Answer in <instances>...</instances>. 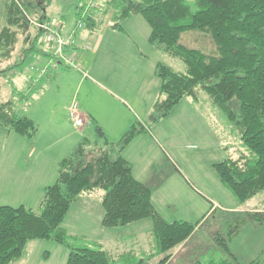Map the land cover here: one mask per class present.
<instances>
[{"label":"trees","instance_id":"trees-1","mask_svg":"<svg viewBox=\"0 0 264 264\" xmlns=\"http://www.w3.org/2000/svg\"><path fill=\"white\" fill-rule=\"evenodd\" d=\"M26 1L6 0L5 19L0 24V57H7L19 34L28 30L31 22ZM31 1L35 9L43 12L35 20L51 22L43 2ZM65 7L74 10L72 29L76 32L84 27L95 31L104 23L106 14L109 26L123 31L122 21L140 14L149 26V44L154 50L180 58L185 70H175L156 60L153 73L159 79V91L145 120L135 117L119 138H105L102 146H91L88 139L75 144L59 160L57 176L44 186L35 209L24 204H0V264H14L33 238H50L66 246L65 264H241L225 237L214 238L210 247L204 246L200 251L194 246L188 248L186 242L205 214L194 222L166 220L151 200L150 186L133 175L132 165L122 150L137 134L149 129L150 122L167 115L181 98L196 99L201 89L225 113L240 139L234 156L211 163L216 177L240 202L264 190V0H98L88 8L86 0H74ZM84 11L86 15H82ZM79 19L83 27L77 29ZM193 30L209 32L217 52L209 54L185 45L182 41L186 34L190 38L201 37ZM212 40L206 37L203 46L214 51ZM233 99L238 102L237 111ZM0 125L29 139L37 131L32 118L17 112L13 99L0 100ZM225 143L223 146L227 147L229 143ZM94 189L102 190V225L151 219L154 254H163L157 262H149L153 253H144L134 261L115 263L120 255L128 256L130 251L113 254L99 244L70 243L61 222L78 195ZM248 217L262 221L264 214L256 211ZM218 231L216 234L220 235L221 230ZM219 246L220 253L216 250ZM207 247L210 252L205 254ZM181 254L182 260L178 257ZM249 264H264V249Z\"/></svg>","mask_w":264,"mask_h":264},{"label":"rangeland","instance_id":"rangeland-1","mask_svg":"<svg viewBox=\"0 0 264 264\" xmlns=\"http://www.w3.org/2000/svg\"><path fill=\"white\" fill-rule=\"evenodd\" d=\"M39 1L43 2L51 22L62 25L65 20L73 21L72 12L74 10L73 8L72 11L71 8L67 9L65 5L68 6V3L74 0H50L49 3H45L43 0ZM25 8L29 16L34 19L43 15L41 10L34 8V3L31 0L25 3ZM63 15L68 17L61 21ZM136 15L137 18L134 20L122 21L123 31L117 32L114 37L117 40L108 46L106 38L111 32L110 28L102 26L108 22L109 14L105 15L104 23L100 24V29L98 28V33L102 34L103 38L97 59L94 60L93 57H90V52L84 54L82 62L86 75L74 67H68L61 63L57 64L59 69L56 70L55 76L42 78L43 72L41 75H34V79L29 80L32 71L30 66L40 65L42 59L32 58V54L29 52L20 53L14 69L0 66V100L7 98L8 94L12 93L13 98L19 100L15 105L17 112L31 116L36 125L41 128L44 126L45 120L48 119L47 114L54 107L56 111L58 110L56 116L62 119L61 126L64 134L70 133V136H75L76 139L79 138L78 136L82 137L87 131L84 127L83 132L85 133L82 134L72 125L70 106L73 102H76L79 112L81 104L90 106L89 108H98L101 102L108 103L111 109H115L120 114L124 113L123 119L127 123L126 126L135 117L145 120L148 114L142 115V112L138 111V107L126 96V92L132 89L135 80H140L141 77H152L158 80L152 71V60L143 56L141 67L138 63L132 62L122 67L118 63V58L132 57L131 52L139 50L146 55L157 56L158 60L178 71H184L185 65L180 58L168 55L161 50H153L154 48L147 44L145 33L149 26L140 14ZM4 19L5 11L0 9L1 25L4 23ZM34 28L38 29L30 23L28 30L19 34L18 41L14 46L16 49L28 40L25 47L31 48L34 45L35 48L42 51L47 48L42 35L41 37L38 35L36 40L33 39L39 30L35 31ZM193 31L197 34L201 33V37L190 38L191 36L186 34L185 41H182L185 45L198 48L209 54L217 52L209 32ZM206 37L212 40L214 51L210 49L211 47L203 46ZM129 39L135 40V44ZM106 46L110 47L109 51ZM106 55L107 61L104 63ZM12 56L18 57V53H14ZM51 58L55 59V56L52 55L50 60ZM11 59L10 56V61H12ZM4 61H6V57H0V63H4ZM51 66L53 67V65ZM38 80L41 86H38ZM98 82L110 89L114 96H107L97 84ZM9 88L12 90L10 91ZM231 102L237 111L238 102L235 99ZM63 105H68V112L61 109ZM93 126L87 135L92 140L91 146H102L105 136L103 137V134L98 131L96 124ZM231 127L233 126L225 113L211 103L205 91L199 89L196 99L191 96L183 97L167 115L155 122H150L148 128L151 138L140 133L127 146L133 152L135 170L140 171L141 175L145 174L143 179L152 190V199L156 210L166 220L184 219L194 222L205 214L204 219L187 240L188 248L194 246L200 251L204 246L210 247V244L215 242L214 238L225 237L227 245L237 260L241 264H249L264 249V219L254 221L248 217L250 213L256 211L264 214V190L240 202L232 190L220 182L211 166L213 161L221 160L229 155L234 156L236 148L238 149L240 146L239 134ZM104 134L117 136L118 133L108 130ZM119 134L117 138L122 133ZM33 140L37 141L36 138ZM225 142L229 143L227 147L223 146L226 144ZM70 148L68 147L67 150ZM101 191V189H95L89 194L81 193L77 200L71 204L61 222V226L69 234L70 243L73 245L99 244V246L112 251L113 254L131 250L128 256L120 255V259L114 260L115 263L125 260L134 261L144 253H153V258L149 262H157L163 254H154L156 252L154 247L143 245L147 240V227L151 225V219L143 218L119 226L102 225ZM36 204L31 205L33 209L37 207ZM218 230H221L220 235L216 234ZM232 231L234 232L230 233ZM149 238L152 240L151 237ZM135 240L138 241V247ZM208 247L205 254L210 252ZM216 250L220 253L221 247H217ZM189 251L185 252V255ZM67 252L66 246L53 239L33 238L27 241L22 256L15 260L14 264H65ZM178 257L182 260L184 256L181 254Z\"/></svg>","mask_w":264,"mask_h":264},{"label":"crops","instance_id":"crops-1","mask_svg":"<svg viewBox=\"0 0 264 264\" xmlns=\"http://www.w3.org/2000/svg\"><path fill=\"white\" fill-rule=\"evenodd\" d=\"M5 3L6 0H0V9H2L3 11H5L4 10ZM136 16L137 15H133L125 20H134L135 18H137ZM73 21L65 20L64 24H62V31L65 35H70L73 33V29H72ZM102 26L110 28L111 34L109 33L110 34L109 37L106 38L107 46H108L109 44H112L114 41L117 40L114 39V37H116L115 35H117V32H119V30H116L115 28L109 26V18H108V22H105ZM99 29L97 30V32H95L89 28H84V29L82 28L81 30L76 32V34L73 35L75 37L76 43L72 47H76L75 55L79 56L81 61L84 60L85 52H90L91 54L90 57H93L94 60L97 59L100 50L101 40L103 38L102 34L98 33ZM35 31L37 30L35 29ZM37 32H36V36L33 38L35 40L38 38V35H40L41 37V34L40 33L38 34ZM148 33H149V28L145 33L146 35L145 40L147 44H149L147 40ZM130 41H132V43L135 44V40L132 39ZM28 42L29 40L27 42H24L23 43L24 45L21 44V46L18 49H16V47L11 48L9 51L10 52L9 55L6 57V61H4V63L1 62L0 66H4L8 68L12 67V69H14L16 61L19 58V55H21L20 53H24L25 51V52H29V54L31 53L32 58H36L37 60L40 58L42 59L40 65L37 64L36 66L34 65L30 66L32 71L29 80H32L37 70L41 69L44 66L47 69L41 75L42 78L44 76H47V78L55 76V72L57 69H59V66L57 67L56 65L55 67H52L50 65L51 62H50L49 53L47 51L48 49L46 48L42 51L38 48H35L34 45L31 48L25 47L27 46ZM86 44H89L91 48H85ZM107 50L109 51L110 47H108ZM14 53H18V57L12 56V54ZM131 53H132V57L130 56L124 59L122 57L118 58V63L120 64V66L122 67L127 66L130 64V62H132V63H138L141 67L143 65L141 60L142 58L146 57V58H151L152 60L151 63L154 69L155 61L158 60L157 56L155 55L149 56L142 53L139 50H136L135 52L132 51ZM10 56L12 57L11 60L13 62L10 61ZM106 61H107V55L106 58L104 59V63ZM57 64H61V62H57ZM97 84H99V87L105 92L107 96L110 95L114 96V93L110 89L106 88L99 82ZM135 84L136 86L134 87ZM134 85L132 89L126 92V96H128V98H130L131 101L138 107L139 109L138 111L142 112V115H147L151 111V106L158 95L159 79L156 80L153 79L152 77L151 78L141 77L140 80L139 79L135 80ZM38 86H41L40 82ZM9 89L10 91L12 90V88ZM7 99H13L15 101V105L19 101L13 98L12 93H9L7 98H4L3 100H7ZM68 105H63L61 109L64 110L65 112L66 111L68 112ZM89 107L90 106H85L84 104H81L80 114L82 116V123L80 125H76L74 121H72V125L77 129V131H81L82 134L85 133L83 132L84 127L86 128L87 131L86 134H84L82 137L78 136L79 138L77 139L74 138L75 136H70V133L64 134L63 128L61 126L62 119H59L56 116L58 110L56 111L54 107H52L51 111H49V114H47L48 119L45 120V122L43 123L44 126L42 128L40 126H37L38 128L35 135L32 138H30L32 140L36 138L37 141L33 140L31 142L29 141L30 139L27 138L26 136L14 132L7 126L0 125V204H11V205L24 204L26 206L32 207L31 205H35L36 203H38L42 195L44 186L49 183H52L57 176V167L59 160L63 156H65L73 148V146L82 139H88L90 142L92 141L90 140V138H88L87 135H88V131L92 130V128L94 127L93 124H96L98 127L97 128L98 131H100L103 134V137L105 136L103 139L108 138L112 140L117 139V136L120 135L119 133H122L123 129L127 127L126 126L127 123L123 119L124 113L120 114L115 109H111L110 104L101 102L98 108L95 107L89 108ZM137 115L139 117H142L139 114ZM29 117L32 118L31 116ZM71 120L73 119L71 118ZM108 130L118 133L117 136H109L108 134L106 136L104 133H106V131ZM140 133L146 134L151 138V133L149 129H146L145 131ZM127 145L122 150L123 156L128 161H130L132 165L133 175L137 179L147 183L146 180L143 179V177H145V174L141 175L140 171H138L139 172L138 173L135 170L134 162H133L134 161L133 152L128 149ZM68 147H71L70 150H67ZM87 155L89 156L90 154ZM92 191L87 192V194H89ZM82 194H85V192H83ZM101 195H102V191L100 193V197ZM151 200L153 202L152 190H151ZM147 231H148V234L146 235L147 240L144 241L143 243V245L146 247L147 245L152 246V242L149 238L152 235V223L150 226L147 227ZM135 243L136 246L138 247L139 245L137 240H135ZM139 249L141 250V248Z\"/></svg>","mask_w":264,"mask_h":264},{"label":"built area","instance_id":"built-area-1","mask_svg":"<svg viewBox=\"0 0 264 264\" xmlns=\"http://www.w3.org/2000/svg\"><path fill=\"white\" fill-rule=\"evenodd\" d=\"M97 1L98 0H86V7L88 8L94 6ZM85 11L82 13V15H86ZM29 21L41 30V34L48 49L47 51L49 56H55V59L51 58L50 60L53 67L57 65V62H61L67 66L76 68L83 75H86L83 63L79 56L75 55V49L72 47L76 43L75 37L73 36L76 34L75 30H73L72 34L65 35L63 34L59 23L38 21L31 17H29ZM76 26L77 29L83 27V22L81 19L77 21ZM85 48H91V46L86 44ZM46 69L47 68L45 66L42 67L41 69L37 70L35 75H41V73H43ZM70 116L76 125H80L82 123V116L76 108V102H73L70 106Z\"/></svg>","mask_w":264,"mask_h":264}]
</instances>
